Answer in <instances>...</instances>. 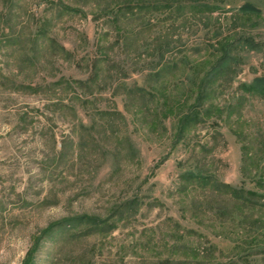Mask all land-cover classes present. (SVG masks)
Segmentation results:
<instances>
[{
	"label": "rangeland",
	"instance_id": "rangeland-1",
	"mask_svg": "<svg viewBox=\"0 0 264 264\" xmlns=\"http://www.w3.org/2000/svg\"><path fill=\"white\" fill-rule=\"evenodd\" d=\"M138 1L0 0V264H264V0Z\"/></svg>",
	"mask_w": 264,
	"mask_h": 264
},
{
	"label": "trees",
	"instance_id": "trees-1",
	"mask_svg": "<svg viewBox=\"0 0 264 264\" xmlns=\"http://www.w3.org/2000/svg\"><path fill=\"white\" fill-rule=\"evenodd\" d=\"M130 3H129V5L130 6H132L133 4L132 3H135V4H137V5H134V6H137L138 8H139V10H141L142 8H144V6H149V5H151L150 7H157L158 6V3H157V1H153V2H144V4H143V2H139L138 0H128ZM144 1V0H143ZM171 2H173L172 0H171ZM191 3H189V8H190V11H192V12H194L195 10H198L199 8H200V6H193V5H190ZM172 4H170V5H163V8L165 9H171L172 8V6H171ZM127 7V6H126ZM204 8H208L207 9V12L209 13V14H212V13H214L216 10H218L217 8H213V7H204ZM131 9V8H130ZM209 10V11H208ZM115 12V15L117 16V12H119V10H118V8L114 11ZM241 12H243V13H255V10L253 9V7L252 6H250V5H244L242 8H241ZM131 15H133V14H131ZM113 18H116V17H113ZM249 45H251V47H257V45L256 44H253V43H249ZM243 89L245 90V92H247V93H250V94H257V95H263L264 96V77H262V78H256V79H254L249 85H244L243 86ZM190 178L191 179H197V178H199V177H197L196 175H194L193 173H191L190 175ZM199 181L198 182H203L204 184H206V183H209L210 181H209V179L206 177V178H203V177H201V178H199L198 179ZM227 188H229V187H227ZM84 219H86V218H83V220ZM87 220H90L89 218H87ZM81 221H82V219H81Z\"/></svg>",
	"mask_w": 264,
	"mask_h": 264
}]
</instances>
